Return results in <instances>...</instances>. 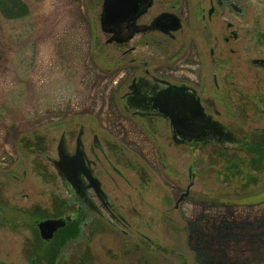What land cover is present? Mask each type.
I'll use <instances>...</instances> for the list:
<instances>
[{
  "label": "rangeland",
  "instance_id": "374dc122",
  "mask_svg": "<svg viewBox=\"0 0 264 264\" xmlns=\"http://www.w3.org/2000/svg\"><path fill=\"white\" fill-rule=\"evenodd\" d=\"M23 1L29 9L25 17L10 20L0 12V159L5 148L14 149L15 143L18 149L16 164L0 168V209L5 214L4 220L0 215V264H63L56 258L55 246L41 240L37 224L50 216L71 215L77 208L48 157L57 156L63 132L74 148L82 125L87 136L98 134L125 175L126 180L116 174L114 178L127 188L124 194L129 202L114 191L115 207L127 220L87 221L78 246L71 244L69 250L78 248L82 253L90 246L89 264L264 261V190L250 203L229 197L232 190L220 196L212 190H223L239 171L235 164L241 165L242 160L234 155H247L243 146H237L240 153L232 144L226 145L227 152L223 148L189 151L176 147L170 126L161 123L151 126L157 132L149 133L148 143L153 149L154 144L163 148L162 164L154 162L153 155L146 164L135 153L123 151L118 146L123 133L109 128L108 112L101 114V97L108 98L110 92L104 94L98 86L93 89L96 79L91 76L94 64L111 72L124 63V45L107 44L109 35L101 29L104 0ZM245 2L253 10L258 7L264 21L259 0ZM126 82L115 104L121 108L126 107L122 99ZM247 82L252 83L253 77ZM250 87V94L262 93L259 86ZM240 102L235 108L238 116L229 113L225 123L239 138L248 136L259 143L263 138L256 141L254 136L253 104ZM13 126L19 128L16 141L5 133ZM255 152L253 158L262 160L260 167H264V143ZM240 181L237 173L233 182ZM190 184V198L176 206Z\"/></svg>",
  "mask_w": 264,
  "mask_h": 264
},
{
  "label": "flooded vegetation",
  "instance_id": "af4514ba",
  "mask_svg": "<svg viewBox=\"0 0 264 264\" xmlns=\"http://www.w3.org/2000/svg\"><path fill=\"white\" fill-rule=\"evenodd\" d=\"M258 4L264 11L262 1L259 0ZM162 16L163 19L159 21L161 27H152ZM261 18L260 9L257 7L253 10V6H249L245 0H153L148 10L136 21L138 31L124 43L113 42L124 45L123 67L106 72L94 64L93 75L91 74L96 79L93 89L98 86V91L110 92L108 98L102 101L101 114L108 112L109 128L113 126L123 133L118 136L123 138V143L118 146L123 147V151L127 149V153H135L142 162L146 163L147 158L153 155L151 157L154 162L162 164L160 154H164L163 148H158L156 144L155 149L151 148L148 139L150 134L155 136L157 132L152 125L167 123L176 147L182 146L189 151L197 148L228 149V142H232V148L237 149V146L247 147L250 141L253 142L254 149H259L261 143H264V21ZM177 26L179 27L174 29ZM86 58L84 56L83 60ZM251 76L253 82H247ZM125 82L127 91L122 99L126 107L121 108L115 104L117 94ZM250 85L259 86L262 93L250 94ZM170 91L187 96L195 94L207 118L210 117L211 121H217L228 128L225 120L232 112L234 116H238L235 108L240 107V100L253 104L257 123L254 136L256 141L257 138L263 139L256 143L255 138L247 136L242 139L237 134H225L228 130L222 131L216 126L208 128L201 141L189 140L175 129L170 112L161 108L160 101ZM107 103L108 111L105 110ZM148 127L153 130H147ZM82 128L81 149L85 159L79 167L80 194L71 187L67 178L62 179L63 186L69 188L71 203L77 205V208L71 215L43 219L66 221V225L58 229L51 240L43 241L46 246H55L53 248L57 250L54 253L63 251V259L65 262L68 260L65 264H79L82 261L78 248L69 250L68 247L74 243L78 246L85 227L89 226L87 221L127 220L118 212L113 199L114 191L117 190L120 198L129 202V197L124 194L127 188L114 178L116 174L126 180L125 175L108 155L106 145L98 134L87 136L86 127L82 125L72 148L66 132H63L67 153L73 155L76 152ZM18 129L13 126L5 133L15 139L20 135ZM58 146L59 143L57 156L48 157L52 165L58 159ZM131 146L139 147L140 150H133ZM4 151L0 168L9 169L17 162L18 149L14 143V149L5 148ZM126 156L129 157L127 154ZM13 176L19 178L17 175ZM141 193L139 200L144 199ZM190 195L191 193L184 198L189 199ZM180 197L181 194L179 199ZM2 211L0 209V215H3L1 220H4L5 214ZM207 221L212 223L208 219Z\"/></svg>",
  "mask_w": 264,
  "mask_h": 264
},
{
  "label": "water",
  "instance_id": "95a60500",
  "mask_svg": "<svg viewBox=\"0 0 264 264\" xmlns=\"http://www.w3.org/2000/svg\"><path fill=\"white\" fill-rule=\"evenodd\" d=\"M153 0H104L103 11L101 15L102 30L106 33L113 34L109 42L117 41L126 42L136 31L137 19L144 14L152 5ZM158 18L154 23V28L161 27ZM179 26L174 27L177 29ZM162 99L161 108L170 112L173 126L189 140L196 139L201 141L208 128L213 129L219 126L221 130L224 127L217 121H211L207 118L200 100L195 94L187 96L183 93L167 92ZM207 118V121H206ZM84 128L81 129L77 140V150L73 155L67 153L65 137L62 136L59 146V160L54 161V165L63 178H67L73 187L80 194L79 167L85 159L81 149V136ZM229 134V133H225ZM221 135V133H219ZM89 178H93L87 173ZM99 187V184H96ZM65 222L63 220H47L39 224L42 237L51 239Z\"/></svg>",
  "mask_w": 264,
  "mask_h": 264
},
{
  "label": "trees",
  "instance_id": "16d2710c",
  "mask_svg": "<svg viewBox=\"0 0 264 264\" xmlns=\"http://www.w3.org/2000/svg\"><path fill=\"white\" fill-rule=\"evenodd\" d=\"M0 12L6 19L13 20L25 17L29 13V9L23 0H0ZM102 96V101L107 99L104 95ZM253 148L254 147L249 146V148L244 151L247 154L245 156L241 154L234 155L235 159L240 160V162L242 160L241 165L235 164V167L238 166L239 171L237 173L241 176V181L235 184L233 181L237 173L236 175L233 173V177H230L226 181L224 188L226 191L232 190L233 197H238L240 201L243 200L246 203L253 202L256 195L264 190V167H260L262 160L258 161L257 158H253L254 154H256ZM232 157L233 156H231V158ZM245 157H247V159ZM248 157L250 159H248ZM255 180H257V182H255ZM213 189L219 190L217 188ZM90 252H92L91 249L86 246L83 251L82 261L80 260L79 264L90 263L91 258L87 255ZM62 253L63 251H60L58 254L56 253V258L60 260V262L63 260ZM261 264H264V262Z\"/></svg>",
  "mask_w": 264,
  "mask_h": 264
}]
</instances>
